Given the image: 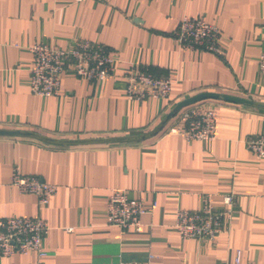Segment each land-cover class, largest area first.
Listing matches in <instances>:
<instances>
[{
	"label": "crops",
	"instance_id": "crops-1",
	"mask_svg": "<svg viewBox=\"0 0 264 264\" xmlns=\"http://www.w3.org/2000/svg\"><path fill=\"white\" fill-rule=\"evenodd\" d=\"M183 16L218 26L220 54L184 48L173 37ZM78 39L107 47L109 76L89 81L65 67L56 94H33L30 47L67 49ZM263 50L264 0H0V128L55 138L130 136L150 132L200 92L264 102ZM130 71L169 78L170 93L130 98ZM197 102L216 109L210 140L168 132L179 126L177 116L136 141L69 145L0 134V218H41L48 226L45 256L29 250L0 257V264H229L237 252L243 262L264 264V155L247 146L264 135V108ZM15 170L56 185L55 193L41 204L13 185ZM113 190L149 207L139 231L108 223ZM206 194L214 214L232 195V216L212 218L210 226L220 223L213 238L181 239L176 212L201 210Z\"/></svg>",
	"mask_w": 264,
	"mask_h": 264
},
{
	"label": "built area",
	"instance_id": "built-area-1",
	"mask_svg": "<svg viewBox=\"0 0 264 264\" xmlns=\"http://www.w3.org/2000/svg\"><path fill=\"white\" fill-rule=\"evenodd\" d=\"M81 1V0H75ZM173 37L184 48L201 49L220 54L221 33L217 25L202 17L183 16L173 32ZM33 66L30 76V91L35 95L52 96L58 92L64 68L89 81L106 79L112 69L113 58L107 47L99 42L78 39L67 49L57 48L46 43H35L30 47ZM258 67L264 73V50L259 54ZM127 93L130 98L143 100L147 97L161 98L170 93L172 81L169 78L154 77L146 72L130 71L125 75ZM179 126L170 127V133L180 134L186 139L210 140L215 133L216 109L213 105L196 102L177 115ZM247 146L257 156L264 155V135L248 140ZM11 182L24 193H35L41 204H46L55 193L56 185L39 180L33 175H25L15 170ZM224 210L214 214V206L209 195L203 197L201 210L179 209L176 212L175 229L181 239L200 237L213 238L219 232L220 216L230 218L233 213L232 195H224ZM141 200L130 198L123 191L113 190L108 196L106 218L108 223L121 229H141L140 216L148 210ZM220 218L214 227L212 218ZM71 229V228H68ZM48 233L47 223L41 218L5 217L0 218V257H10L31 250L39 257L46 255L42 237ZM151 256H149L150 259ZM148 259V258H147ZM112 264H149L146 261H116ZM243 262L237 252L232 263Z\"/></svg>",
	"mask_w": 264,
	"mask_h": 264
},
{
	"label": "water",
	"instance_id": "water-1",
	"mask_svg": "<svg viewBox=\"0 0 264 264\" xmlns=\"http://www.w3.org/2000/svg\"><path fill=\"white\" fill-rule=\"evenodd\" d=\"M213 98L220 99L230 102H235L239 104H246L250 106L264 108V102L253 100L249 97H241L226 93H220L215 91H205L198 94L192 95L188 98H185L179 101L173 108L168 112V114L159 122V124L150 132L140 134V135H130V136H115V137H97V138H55L47 135L40 134L31 130L23 129H10V128H0V134L2 135H11V136H20V137H30L38 139L44 142L53 143V144H94V143H114V142H123V141H136L143 140L145 138L151 137L162 129V127L183 107L195 103L197 101Z\"/></svg>",
	"mask_w": 264,
	"mask_h": 264
},
{
	"label": "rangeland",
	"instance_id": "rangeland-1",
	"mask_svg": "<svg viewBox=\"0 0 264 264\" xmlns=\"http://www.w3.org/2000/svg\"><path fill=\"white\" fill-rule=\"evenodd\" d=\"M196 49H197V48H196ZM196 49H193V50H196ZM152 76H153V75H152ZM164 78H166V77H164ZM201 101H202V100H201ZM203 104L209 105L208 103H203ZM190 105H191V104H189V105H187V106H190ZM187 106L181 108V109H180V110H179V111H178L173 117L177 116L178 113H180L181 111H185L186 109H184V108H186ZM173 117H172V118H173ZM167 123H168V122H167ZM167 123H166V124H167ZM166 124H165V125H166ZM165 125H164V126H165ZM164 126H163V127H164ZM163 127H162V128H163ZM169 131H170V129H169Z\"/></svg>",
	"mask_w": 264,
	"mask_h": 264
}]
</instances>
